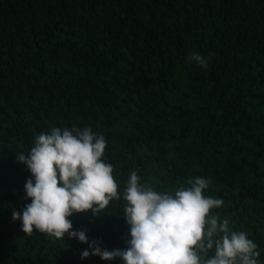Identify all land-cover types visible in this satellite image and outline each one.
<instances>
[{"label": "trees", "instance_id": "16d2710c", "mask_svg": "<svg viewBox=\"0 0 264 264\" xmlns=\"http://www.w3.org/2000/svg\"><path fill=\"white\" fill-rule=\"evenodd\" d=\"M89 126L121 199L74 214V230L123 248L133 171L172 194L204 177L203 194L223 200L210 215L264 264V0H0V264H124L12 220L31 202L16 155L53 127Z\"/></svg>", "mask_w": 264, "mask_h": 264}, {"label": "clouds", "instance_id": "9594fccd", "mask_svg": "<svg viewBox=\"0 0 264 264\" xmlns=\"http://www.w3.org/2000/svg\"><path fill=\"white\" fill-rule=\"evenodd\" d=\"M188 59L208 67L203 55L190 53ZM105 148V137L90 126L53 127L35 137L27 154L16 155L31 174L24 183V198L31 202L12 212L23 233L75 238L88 244L81 259L95 255L124 264H258L257 245L244 232L230 231L227 219L210 215L223 200L203 194L211 183L204 177L172 194L141 183L133 171L123 193L122 216L128 225L123 248L107 250L99 240H89L86 229L74 230L69 219L74 214L90 211L95 217L121 199L113 166L102 159ZM210 251L214 254L209 257Z\"/></svg>", "mask_w": 264, "mask_h": 264}]
</instances>
